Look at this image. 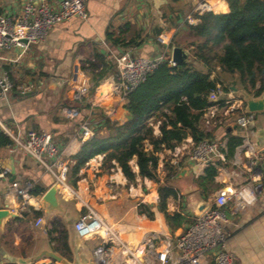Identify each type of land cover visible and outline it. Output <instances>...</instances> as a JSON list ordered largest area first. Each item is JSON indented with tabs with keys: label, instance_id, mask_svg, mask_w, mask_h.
<instances>
[{
	"label": "crops",
	"instance_id": "crops-1",
	"mask_svg": "<svg viewBox=\"0 0 264 264\" xmlns=\"http://www.w3.org/2000/svg\"><path fill=\"white\" fill-rule=\"evenodd\" d=\"M25 1L0 0V12L9 15L22 10ZM201 1L217 11L227 12L225 0H89L87 19H67L27 50L12 48L2 53V68L15 86L28 84L31 91L26 94L15 88L0 97V128L13 140V144L0 148V170H6L5 177H0V209L16 215L6 216L0 222V264H55L48 252H55L71 263L77 254L84 263L178 264L180 251L176 241L192 223L189 218L197 220L213 206L220 190L251 182L252 173L246 168L247 152L264 147V111L255 112L254 125L242 129L236 124V114L227 111L225 97L219 105V125L210 131L199 126L210 138H221L226 152L231 137L241 138L242 142L233 148V155L226 162L217 166L213 188L205 189L197 183L205 175L204 165L175 155L179 151L185 153L193 145L190 136L174 148L165 147L157 153L162 167L165 155H172L170 165L175 169L172 179L181 194L179 201L169 198L168 211L173 213L180 207L188 218L175 229L170 228L160 212L156 211L154 220L139 213L140 203L157 210L159 184L138 174L135 158L130 161L137 173L133 183L116 161L106 162L105 154L95 156L81 168L77 185L69 183L75 193L59 189L60 209L49 210L42 201V196L55 184V177L46 165L48 160L46 157L39 160L17 145L29 130L49 132L70 167L85 141L76 136L83 122L91 121L96 127L102 115L122 123L127 120L120 79L107 45L143 57L171 52L177 45L174 41H180L179 35L184 34L181 31L186 29L185 23L198 22L196 6ZM108 34L125 43L113 46L106 40ZM129 42L132 43L125 45ZM183 42L180 41L181 47L189 55ZM244 91L256 97L254 89L232 87V94L242 96ZM65 108L79 110V116L67 117ZM207 113L211 114L209 108L202 119ZM153 130L154 135L160 136L159 124ZM102 133L106 134L103 127ZM256 170V182L262 186L257 201L243 204L232 198L222 208L227 218L224 222L227 250L234 255L235 264H264V163L258 164ZM13 182L21 187L38 185L44 192L31 195L30 201L24 202L13 189ZM203 203L207 206L199 213L198 207ZM28 207L43 213L36 216ZM88 212H94L103 221L111 237L102 234L103 237L77 238L75 224ZM62 241L67 243V249ZM168 246L171 257L164 261L160 255ZM208 264L214 263L210 260Z\"/></svg>",
	"mask_w": 264,
	"mask_h": 264
},
{
	"label": "trees",
	"instance_id": "trees-1",
	"mask_svg": "<svg viewBox=\"0 0 264 264\" xmlns=\"http://www.w3.org/2000/svg\"><path fill=\"white\" fill-rule=\"evenodd\" d=\"M225 3L227 12L217 11L210 6L203 13H196L197 23H185L186 29L181 32L191 38L184 45L186 48L192 46L191 53L175 66H171L169 60L160 63L127 94L123 104L126 122L112 120L104 115L99 117L94 135L83 141L72 158L74 163L67 173L68 183L76 186L81 168L100 154H105L106 162L116 161L124 175L134 181L137 173L133 171L130 161L135 158L138 174L159 184L157 210L140 203L139 213L154 220L156 211L160 212L172 229L188 220L180 207L173 213L168 211L169 198L172 196L179 201L181 194L171 182L174 172H169L163 181L160 179V158L157 153L165 147L174 148L189 136L195 143L211 137L199 125L208 108L222 105L223 99L214 102L209 95L218 84L229 91L219 74L211 77L217 68L222 73L237 76L246 90L254 89L256 97L264 93V0H225ZM106 40L113 46L125 43L113 34H108ZM174 44L181 47L179 42L174 41ZM152 117L155 118L154 123L160 121V136L154 135L149 123ZM102 126L106 134L102 133ZM145 142L152 144V149H148ZM241 142V138H230L227 159L233 155V148ZM11 144L12 138L0 128V148ZM222 163L217 162L218 166ZM217 173V167L209 165L197 183L205 189L213 188ZM43 192V188L35 185L30 194L38 196ZM28 208L36 216L43 213L33 207ZM189 220L192 223L196 221L192 218ZM62 243L67 249V243ZM64 254L67 255L66 252Z\"/></svg>",
	"mask_w": 264,
	"mask_h": 264
},
{
	"label": "built area",
	"instance_id": "built-area-1",
	"mask_svg": "<svg viewBox=\"0 0 264 264\" xmlns=\"http://www.w3.org/2000/svg\"><path fill=\"white\" fill-rule=\"evenodd\" d=\"M89 0H26L21 12L16 16L0 14V97H4L13 89L18 88L21 92L31 91L28 84L15 86L8 73L2 68V53L12 48L27 50L30 45L43 41L55 25L67 19L78 17L87 19L88 13L86 3ZM206 1H201L196 6V13H203L209 9ZM194 21L193 17H189ZM109 58L116 66L120 79V92L122 108L127 94L162 62L169 60L171 66H175L170 51H164L153 57H143L133 54L130 51H117L107 45ZM225 97L226 108L229 112L241 110L236 114V124L247 129L256 121L255 112H248L246 104L241 96L227 92L221 84H218L209 98L218 102ZM219 104L209 108L211 114L207 113V123L217 118ZM67 117L72 119L79 116L77 109H64ZM94 135V127L91 121H85L76 131V136L87 140ZM18 147L34 156L37 159L47 158L49 170L55 177V184L59 189L75 191L69 186L67 173L69 161L64 157V152L58 147L51 133L46 131L29 130L24 139L17 143ZM222 142L205 138L193 145L187 151L175 154L176 157H186L188 160L196 161L204 165L218 166L217 162L227 161V152ZM249 160L246 168L252 173L251 182L234 189L220 190L214 200V205L204 211L197 220L190 224L182 232L176 241V247L180 251L178 264H235L234 255L227 250L228 233L224 228L227 221L223 207L235 198L243 204H251L257 201L262 186L257 183L256 167L264 163V147L259 150L248 151ZM177 160H174V164ZM1 168V163H0ZM6 170H0V177H5ZM13 189L20 195L24 202L31 198V184L24 187L13 182ZM108 227L98 218L94 212L83 214L75 224V229L82 238L102 236L101 229ZM110 231V230H109ZM103 253V251H102ZM128 253L132 258L134 255L130 249ZM171 257L170 246L166 248L161 258L167 261Z\"/></svg>",
	"mask_w": 264,
	"mask_h": 264
},
{
	"label": "water",
	"instance_id": "water-1",
	"mask_svg": "<svg viewBox=\"0 0 264 264\" xmlns=\"http://www.w3.org/2000/svg\"><path fill=\"white\" fill-rule=\"evenodd\" d=\"M172 59L174 62L179 63L183 62L188 58V54L184 51V49L180 46H174L171 51ZM28 94V93H26ZM246 104V110L248 112H260L264 111V93L259 97H254L249 93H243L241 96ZM58 193H59V186L57 184H54L43 196L42 201L48 205L49 210H59L60 209V202L58 199ZM207 206V203H203L198 207V212H202ZM6 216H16L14 213H12L8 209H0V222L3 218ZM76 236L78 239H80V235L76 231ZM77 250L79 251V248L77 247ZM76 250V251H77ZM48 256L52 261L55 262V264H96L94 262L92 263H84L81 258L75 254V259L73 258V263L67 261L64 259L61 255L56 254L55 252H48ZM42 264V263H40Z\"/></svg>",
	"mask_w": 264,
	"mask_h": 264
},
{
	"label": "rangeland",
	"instance_id": "rangeland-1",
	"mask_svg": "<svg viewBox=\"0 0 264 264\" xmlns=\"http://www.w3.org/2000/svg\"><path fill=\"white\" fill-rule=\"evenodd\" d=\"M1 9V8H0ZM20 10L21 9H17L16 11H14V12H10V14L8 15V16H16V15H18L19 13H20ZM0 14H2L1 12H0ZM3 15H6V14H3ZM179 38H180V41H184L183 42V44L184 45H186V44H188L189 43V41H191L190 39L191 38H189L188 36H187V34H180L179 35ZM176 40V39H175ZM180 41H178V40H176L175 42H179L180 43ZM192 46H188V50H189V52L191 53V51H192ZM214 74V76H212ZM219 74V77H220V79H222L223 80V84H224V86H226L227 88H229V92H232V87L233 86H237V87H239V88H244V85H243V83H241V81L239 80V78L237 77V76H234V77H232L231 75H229V74H225L224 72L222 73V72H220L219 70H218V68L214 71V73H212V77H215V76H217ZM245 93H247V91H244ZM66 109V108H65ZM238 112H241V110H239V111H236L235 110V112H234V114H237ZM217 115H219V113H217ZM206 118L207 117H205V118H203L202 120H201V122H200V125L206 130V131H210L211 129H213L214 128V126H217V125H219L218 123H219V119L218 118H220V117H218L217 116V118H213L212 119V121H211V123L210 124H208L207 123V120H206ZM236 119V118H235ZM117 121H119V120H117ZM121 122V121H120ZM151 124L150 125H152V127L154 126V125H157V124H160V121L158 120V122H155L154 123V121H152V122H150ZM103 127V126H102ZM212 140H217V141H220L221 142V138H218V139H215L214 137H212L211 138ZM146 143V147L148 148V146L149 145H151L152 146V144H150L149 142H145ZM172 158V155L171 154H166L165 155V162H164V165H163V167H162V165L160 166V163H159V168H158V173H159V176H160V179L163 181L166 177H167V175L169 174V172H172V174H173V170H175L171 165H170V159ZM171 178H174L173 176H171ZM131 182H135V180L134 181H131ZM171 182L173 183V184H175L174 183V181H173V179H171ZM158 184V183H157ZM67 194H71L72 193V191H68L67 190ZM161 256V255H160ZM158 257H159V254H158Z\"/></svg>",
	"mask_w": 264,
	"mask_h": 264
},
{
	"label": "bare ground",
	"instance_id": "bare-ground-1",
	"mask_svg": "<svg viewBox=\"0 0 264 264\" xmlns=\"http://www.w3.org/2000/svg\"><path fill=\"white\" fill-rule=\"evenodd\" d=\"M62 191H63V190H62ZM66 193H68V192H66ZM100 231H101V233L104 234L106 237H109V236L111 237V235H112V233L109 234L110 231H109V229H107V228H103V229H101Z\"/></svg>",
	"mask_w": 264,
	"mask_h": 264
}]
</instances>
